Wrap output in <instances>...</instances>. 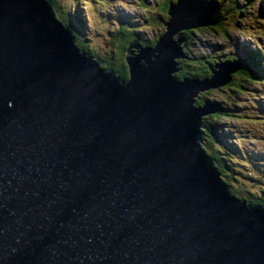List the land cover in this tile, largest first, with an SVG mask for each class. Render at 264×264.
Instances as JSON below:
<instances>
[{
  "label": "water",
  "instance_id": "obj_1",
  "mask_svg": "<svg viewBox=\"0 0 264 264\" xmlns=\"http://www.w3.org/2000/svg\"><path fill=\"white\" fill-rule=\"evenodd\" d=\"M216 0L168 3L127 77L78 48L52 0H0V264H264V207L231 194L201 149L199 92L236 61L182 78L181 30ZM216 12V14H215Z\"/></svg>",
  "mask_w": 264,
  "mask_h": 264
},
{
  "label": "trees",
  "instance_id": "obj_2",
  "mask_svg": "<svg viewBox=\"0 0 264 264\" xmlns=\"http://www.w3.org/2000/svg\"><path fill=\"white\" fill-rule=\"evenodd\" d=\"M143 1L145 2V0ZM152 1L155 6L159 7L165 13L166 20L168 3L175 0ZM253 1L216 0L221 6L217 12L219 20L211 27L214 30L213 32L228 37V29L230 31H233L232 29L240 31L248 29L251 32L250 37L264 38V8H261L259 11L251 10L250 6L253 4ZM90 2L101 3L99 0H52L56 16L70 28L78 48L85 51L86 54L91 55L92 58L101 59L103 68L113 69L120 78L125 79L127 77V70L123 62V55L127 44L131 40H136L140 46H146L154 44V41L150 43L138 39L135 28L133 27V19L128 15H117V18L114 19V26L116 28L113 35L116 39L118 49L114 51L110 49L106 57L97 56L90 47L87 48L82 43L84 39L79 40V36L85 29L86 22L87 28L84 34L91 27L89 18L85 13V8H90L92 4ZM120 6L122 5L120 4ZM141 8L145 9L147 7L140 6ZM247 9H250L252 12L248 13ZM100 12L102 14L106 13V16H108L106 9ZM165 20L163 19V21ZM196 28L198 30L199 27ZM184 32H179V35L182 37L181 46L186 59L180 58L178 60V66L179 69L190 66L193 71H177L176 76L182 78L183 76L190 75L201 79L202 77L209 76V71L206 66L207 62L213 63L216 60V62H237V69L233 73H230L228 81L218 87L220 100L212 99L213 101H210L209 97L206 96V92L202 91L199 93L201 98L199 97V100L196 99L195 101L196 104L207 101L212 106V110L201 117V149L211 159V162L231 194L248 204L264 207V152L261 149L253 151L252 148H245L240 145V142L243 141L241 138H243L244 132L238 135V130L245 131L246 125H254L256 123L264 125V103L258 105V110L261 115L249 111L250 114L248 116L242 110L243 106L246 107L245 104H249L247 96L252 84L264 85V46L261 43L255 42L253 48L247 44L236 45L228 54L230 57L220 58L222 54L216 53V55H213L210 49L199 48L198 50H193L190 44L192 38ZM187 32H190V30L187 29ZM85 39H88V37H85ZM112 42H109L110 45H112ZM118 59H120V62H116ZM256 80L262 81L257 83ZM250 108L254 110L250 106L247 107V110ZM224 119L236 122L231 127L232 129L229 128L227 132L223 128L229 126L228 123L224 125L226 122L223 121ZM261 119L262 121H260ZM218 125H221V127ZM260 130L261 133H264L263 129ZM231 136L235 142L228 140ZM238 137L241 138L239 139ZM250 141L251 139H248V142ZM248 182L251 183V187L260 185L258 193L251 189L250 186H246Z\"/></svg>",
  "mask_w": 264,
  "mask_h": 264
},
{
  "label": "rangeland",
  "instance_id": "obj_3",
  "mask_svg": "<svg viewBox=\"0 0 264 264\" xmlns=\"http://www.w3.org/2000/svg\"><path fill=\"white\" fill-rule=\"evenodd\" d=\"M99 1L101 3L90 2L92 3L90 8L87 7L85 8V13L89 18V23L91 27L84 34L87 28V22H86L85 29L83 33L79 36L80 37L79 40L84 39L82 43L86 45L87 48L90 47L91 50L95 52L97 56L106 57L107 56L106 54L110 49H112L113 51L118 49L116 46L117 43L116 39L113 35V32L116 28L114 26V19L117 18V15H128L129 17H131L134 22L133 27L135 28L136 36L138 37V39H141L146 42H150V43L153 42L165 30V27L162 23L163 19L165 20V13L162 12L159 9V7L155 6L152 0H145V2L143 0H99ZM120 4L122 6H120ZM140 6H144L147 8L140 9ZM261 8H264V0H254L253 4L250 6V9L254 11L256 10L259 11ZM104 9L107 10L108 16H106V13L102 14L100 12V11H104ZM250 9H247L248 13L252 12ZM211 27L212 25H207V26L199 27L198 30H196L197 28H189L188 30H190V32H187V30H181L180 32L185 31L188 34V36L192 38V41L190 40V44L193 50H198L199 48L210 49L212 50L213 55H216V53L222 54L220 58L230 57L228 56V54L235 48L236 45L247 44L249 47L253 48L255 46L254 45L255 42V43H261V45L264 46V38L250 37L251 32H249L248 29L245 31L244 30L240 31L237 29H232L233 31H230L228 29L227 30L228 37H226L223 34H217L213 32L214 30H212ZM178 35L179 32L175 34L174 37H177ZM85 37H88V39H85ZM110 41H113L112 45H110L109 43ZM117 61L120 62V59L116 60V62ZM178 71L191 72L193 71V69L192 67L189 66L188 68H181ZM259 81L262 80H256L257 83ZM204 92H206V96L209 97L210 101H213L212 99L220 100V91L218 88H209L204 90ZM248 92L249 94L247 96V101L249 102V104H245L246 107L243 106L242 110L245 111L248 116L250 112H253L255 114L257 113L260 114V111L258 110V105L264 103V85L252 84V87L250 90H248ZM199 93L196 98L197 100H199V97L201 98V96H199ZM248 106L254 108V110H252L251 108L247 110ZM220 121H222V119H220ZM223 121H226L224 125L228 123L229 126L227 128H223L225 129V132H227L229 128H231L236 123L233 120L224 119ZM260 121H262V119ZM218 126L221 127V125ZM245 129H246L245 131L238 130L239 131L238 135L244 132L243 138L238 137L239 139L241 138L243 140L240 142V145L244 146L245 148H252L253 151H256L257 149H261L264 152V133H261L260 130V129L264 130V125L261 123H256L254 125L250 124V125H246ZM248 139H251V141L248 142ZM228 140L234 141L232 136ZM250 185H251L250 182L246 184L247 187H249ZM259 186L260 185H256L255 187H251V186L250 187L251 189L255 190L258 193V190L260 189Z\"/></svg>",
  "mask_w": 264,
  "mask_h": 264
},
{
  "label": "bare ground",
  "instance_id": "obj_4",
  "mask_svg": "<svg viewBox=\"0 0 264 264\" xmlns=\"http://www.w3.org/2000/svg\"><path fill=\"white\" fill-rule=\"evenodd\" d=\"M74 38H75V37H74ZM180 44H181V43H180ZM182 53H183V56H182V57H179L178 60H179L180 58H181V59H186V58H185L186 56H185V54H184L183 51H182ZM208 64H211V63H207V65H208ZM207 65H206V66H207ZM208 71H209V70H208ZM209 76H210V71H209ZM209 76H207V77H209Z\"/></svg>",
  "mask_w": 264,
  "mask_h": 264
}]
</instances>
